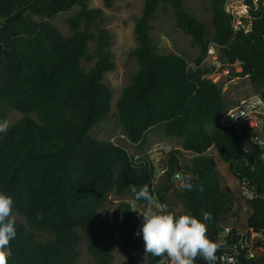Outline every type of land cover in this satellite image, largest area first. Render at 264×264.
<instances>
[{"label": "trees", "instance_id": "obj_1", "mask_svg": "<svg viewBox=\"0 0 264 264\" xmlns=\"http://www.w3.org/2000/svg\"><path fill=\"white\" fill-rule=\"evenodd\" d=\"M223 2L210 0L211 32L184 0H145L135 21L137 46L129 54L138 70L116 101L119 123L133 144L161 126L193 154L190 163L181 164L180 151L172 149L156 164L149 155L133 157L125 147L88 133L108 117L112 104L103 77L115 63L102 10L90 8L88 0H0V122L12 110L21 114L0 133V193L13 199L12 211L25 219V224L15 221L8 264H79L82 240L93 264H112L116 231L101 212L110 193L133 201L129 186L144 184L177 215L190 213L203 221L202 212H210L207 235L223 243L218 255L251 228L261 233L246 247L254 257L241 258L239 264H264V253L256 252L264 246L263 149L222 124L234 101L208 77L210 69L202 67V55L213 42L226 62H241L239 75L255 93L264 92V13L253 12L250 31H235ZM103 3L110 7L112 0ZM160 5L172 10L176 25L198 47L193 67L180 55L160 52L153 40L151 22ZM73 7L77 10L67 18L70 32L64 35L49 19ZM90 42L96 61L85 70L82 61L93 57ZM212 147L238 181L254 185L244 225H228L234 196L220 184L216 162L207 153ZM177 173L190 174L203 191L181 192ZM173 187H178L179 211L167 198ZM134 203L145 206L144 201ZM118 206L124 214L119 231L126 264H142V255L146 264H155L158 258L144 254L142 236L136 235L143 223L137 219L138 208L127 201ZM195 264L205 262L197 258Z\"/></svg>", "mask_w": 264, "mask_h": 264}, {"label": "rangeland", "instance_id": "obj_2", "mask_svg": "<svg viewBox=\"0 0 264 264\" xmlns=\"http://www.w3.org/2000/svg\"><path fill=\"white\" fill-rule=\"evenodd\" d=\"M144 3L145 0H112V5L106 7L103 0H88V6L90 8H100L103 12L104 21L102 22V26L111 35L109 49L112 52L115 63L114 70L106 72L103 77L104 83L112 91L110 114L102 122L93 125L88 133L95 138L110 140L115 144L125 147L133 157L149 155L154 159L156 164L166 159L168 152L172 149H178L180 151L181 164H188L193 154L181 149V139L166 136L161 126H156L147 131L141 143L133 144L124 134L116 113L115 106L118 97L124 87L132 81L138 70V64L129 52L137 46L134 25L136 19L141 15ZM184 4L189 12L199 21L206 23L208 30L211 32L210 0H184ZM76 10L77 7H73L66 12L57 14L49 20L62 34L67 35L70 32L67 18ZM151 26V36L160 52L180 55L187 60L189 67L194 66V61L200 54L199 49L192 43L190 35L176 25L172 10L169 7L163 5L158 7ZM94 51L95 44L94 42H90L89 52L93 57L88 61H82L81 65L85 70H89L95 64L96 57L94 56ZM202 67L210 69V74L214 81L221 85L225 95L234 101V105L241 99L255 93L247 78L240 76L236 72L237 67L235 69L231 63L221 58L219 51L215 56L211 57H206V53L203 54ZM20 117L21 114L18 111L12 110L5 120L8 121L10 127ZM207 153L213 156L216 162V171L221 186L230 189L234 196V204L229 214L228 225H244L249 214L248 199H250V195L245 192L239 181L230 173L227 164L219 158L215 148H210ZM156 177L159 183L162 182V172L160 169ZM177 192L178 187H173L168 192L167 198L171 206L179 211L181 210V206L179 205ZM120 201L129 202L131 207L133 209L138 208L137 210H144L146 207H137L127 195L116 196L110 193L108 196L107 203L101 215L112 223L116 231L113 246L115 259L112 264H126V255L122 248L123 237L119 231L124 219V214L118 206ZM11 218L25 224L24 217L15 211H12ZM37 234L38 236L41 235L40 233ZM251 242L253 244L255 242L253 236ZM138 244L140 247L142 246L140 241ZM256 249L257 253H264V246ZM80 251L79 264H93L83 240L80 244ZM142 259H144L142 264H146L144 255H142Z\"/></svg>", "mask_w": 264, "mask_h": 264}, {"label": "clouds", "instance_id": "obj_3", "mask_svg": "<svg viewBox=\"0 0 264 264\" xmlns=\"http://www.w3.org/2000/svg\"><path fill=\"white\" fill-rule=\"evenodd\" d=\"M229 114V113H228ZM233 118L236 115L229 114ZM9 129L7 120L0 122V133ZM175 182L181 192L194 188L203 191V186L193 185L190 174L177 173ZM134 202L144 201L149 212H138L143 223L136 233L142 236L144 254L166 258L167 264H195L197 258L205 264H236L235 257L218 255L223 243L214 241L207 235L208 225L213 217L210 212H202L203 221L189 214H175L168 205L161 203L149 190V185L129 186ZM13 199L0 193V264H8L10 241L16 238L15 220L11 218ZM135 211V210H133ZM137 212V211H136Z\"/></svg>", "mask_w": 264, "mask_h": 264}, {"label": "built area", "instance_id": "obj_4", "mask_svg": "<svg viewBox=\"0 0 264 264\" xmlns=\"http://www.w3.org/2000/svg\"><path fill=\"white\" fill-rule=\"evenodd\" d=\"M223 9L230 16L234 30H242L246 33L252 28L253 12L261 11L264 13V0H224ZM218 49V45L209 42L206 49V57L215 56ZM232 65L235 69L237 67V73H241V62L236 61L232 63ZM208 77L214 81L211 74H209ZM228 113L236 115L235 118ZM222 124L231 127L238 134L248 139L252 144L262 148L263 151L260 157L264 159V92L254 93L241 99L237 104L230 107L223 116ZM161 172L163 173V170H161ZM239 183L242 185L245 192L250 195L251 199L253 197L251 190L254 189V185H251L246 179H242ZM149 211L147 207H145L144 210H137V219L143 222V216L138 212ZM228 232L229 228L226 227L222 234L227 236ZM252 236L254 239H257L261 237L262 234L255 232L251 228L249 232L242 233L238 236L236 241L232 243L233 246L231 250H226L222 254L228 257H235L236 264L240 263L241 258L250 259L254 257V251L247 249L252 245ZM236 244H240V249L236 248ZM155 264H167V260L166 258H158Z\"/></svg>", "mask_w": 264, "mask_h": 264}]
</instances>
